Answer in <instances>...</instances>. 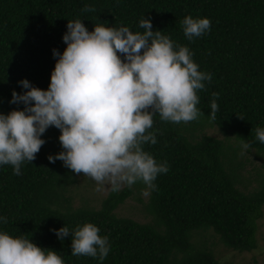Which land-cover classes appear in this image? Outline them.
Listing matches in <instances>:
<instances>
[{
  "label": "trees",
  "instance_id": "obj_1",
  "mask_svg": "<svg viewBox=\"0 0 264 264\" xmlns=\"http://www.w3.org/2000/svg\"><path fill=\"white\" fill-rule=\"evenodd\" d=\"M85 6L95 11L83 12ZM186 16L209 19V31L189 41L181 25ZM144 18L175 45L188 47L198 70L212 77L197 92L203 113L198 119L176 124L153 117L150 131L157 142L142 147L168 171L157 175L155 189L137 182L108 190L91 204L81 196L74 206L80 178L62 161L47 159L63 151L59 129L49 127L36 159L24 162L20 175L11 165H0V217L7 220H0V233L55 251L64 264H225L209 238L219 236L234 251H251L264 214V168L252 177L241 149L243 142L255 156L264 151L256 138V129H264V0H0V113L23 110L22 103H10L13 91L28 90L21 80L48 89L58 59L53 49L65 50L68 21L81 20L89 32L103 24L143 33ZM213 100L215 121L210 120ZM214 126L222 137L206 133ZM244 181L257 182L256 188L241 191ZM131 197L147 220L117 212ZM85 223L108 237L103 261L72 256L71 234L60 240L52 231L65 226L72 233Z\"/></svg>",
  "mask_w": 264,
  "mask_h": 264
},
{
  "label": "clouds",
  "instance_id": "obj_2",
  "mask_svg": "<svg viewBox=\"0 0 264 264\" xmlns=\"http://www.w3.org/2000/svg\"><path fill=\"white\" fill-rule=\"evenodd\" d=\"M82 11L95 9L85 6ZM181 25L191 41L209 31L211 21L186 16ZM66 27L65 50L61 54L53 49L58 59L48 89L21 80L28 90L13 91L10 103H22L23 110L0 113V165H11L20 175L21 165L34 161L45 144L41 136L55 127L63 151L49 155L50 163L60 160L76 175L89 177L97 191L117 192L137 182L155 189L153 181L168 166L158 164L142 147L157 142L150 131L153 117L158 114L162 121L176 124L198 119L203 113L197 108V92L211 75L198 70L188 47L154 31L150 19L140 21L143 33L103 24L89 32L79 19L68 21ZM210 107V120L215 121V100ZM256 138L264 144V129H256ZM241 147L246 151L250 145L242 142ZM0 220L7 223L6 218ZM52 231L60 240L71 234L72 256L103 261L110 251L108 237H102L92 223L77 226L72 233L65 226ZM0 264H64V260L29 239L0 233Z\"/></svg>",
  "mask_w": 264,
  "mask_h": 264
},
{
  "label": "rangeland",
  "instance_id": "obj_3",
  "mask_svg": "<svg viewBox=\"0 0 264 264\" xmlns=\"http://www.w3.org/2000/svg\"><path fill=\"white\" fill-rule=\"evenodd\" d=\"M220 131L221 130L218 126L206 129L207 134H216L219 135V137H222ZM244 154L246 156L244 167L246 168V170L252 171V177H255L258 173H262L264 168V151H256L255 156L254 151L250 149V152L244 151ZM245 175L248 174L246 173ZM77 176L80 178V180L77 182L79 194L77 196H74L73 198L72 204L74 206H78L82 202L81 196L88 198L89 203L91 204L92 199H94L95 197H99L100 195L105 194L108 191H97V184L95 181H93L89 177L83 176V174ZM88 181L89 183H87ZM256 185L257 182L255 181H244V183L239 185V188L243 192H251L253 191L252 189L256 188ZM129 205H132L134 210L131 209ZM117 212L126 216H130L139 221L147 220V217L144 216V212L141 210V203L132 197L128 200L126 207ZM200 231L203 230H195L193 231V233ZM256 238L257 247L251 251L243 252L226 248L221 244L219 236L210 237L209 241H214L211 249L214 251L216 257H219L225 264H264V214L263 217L258 221Z\"/></svg>",
  "mask_w": 264,
  "mask_h": 264
}]
</instances>
